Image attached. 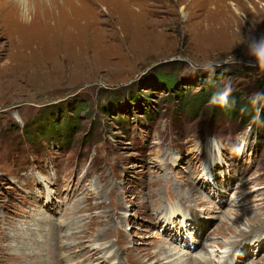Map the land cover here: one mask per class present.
<instances>
[{
    "label": "rangeland",
    "instance_id": "374dc122",
    "mask_svg": "<svg viewBox=\"0 0 264 264\" xmlns=\"http://www.w3.org/2000/svg\"><path fill=\"white\" fill-rule=\"evenodd\" d=\"M8 1L0 264H134L159 250L264 264V70L246 44L264 33V0H63L29 24ZM229 84L226 105L205 97Z\"/></svg>",
    "mask_w": 264,
    "mask_h": 264
},
{
    "label": "bare ground",
    "instance_id": "6f19581e",
    "mask_svg": "<svg viewBox=\"0 0 264 264\" xmlns=\"http://www.w3.org/2000/svg\"><path fill=\"white\" fill-rule=\"evenodd\" d=\"M39 3V5H38V7L36 8V6H35V3ZM30 3H34L33 5H34V8L32 9V5L30 6ZM60 3H64V1L63 0H22V2L20 3V6L18 7V0H9L6 4L8 5H10V6H12L13 8V10H15V12H17L16 13V15L20 18V20L23 22H25V23H27V24H29L31 21H29V17L32 15V11H33V16H36L37 14L36 13H41V12H44V14L42 13V18L46 21V15L48 14L47 12H53L54 10H56V9H59L58 8V5L60 4ZM14 5V6H13ZM8 9H9V7H8ZM32 9V10H31ZM62 9V8H61ZM110 9V8H109ZM49 19V18H48ZM31 20V19H30ZM29 22V23H28ZM51 22V21H50ZM34 23V22H33ZM39 25V24H38ZM33 40V39H32ZM9 63V62H8ZM8 63H6L5 65H9ZM16 64V63H15ZM4 65V66H5ZM3 66V67H4ZM173 221H174V219H173ZM169 222H171V221H169V220H166V223H169ZM169 227L171 228V224H169ZM183 228V227H182ZM177 233H178V231L177 232H174V231H172V233H171V235H172V238H174L176 241H181L182 239H183V234L182 235H180V236H178L177 235ZM182 243V242H181ZM95 248H98L97 246H95ZM94 248V249H95ZM99 248H101V249H105L106 248V246H104V247H100L99 246ZM23 249V248H22ZM48 249H50V248H48ZM100 250V249H99ZM161 250H159V251H157L156 253H152V254H150V253H146L145 254V256L144 257H146L145 258V260H140V259H138L137 261H136V263H134V264H143V262H150V263H148V264H162V262L163 261H165V263H166V260H168V259H171V258H173V260L172 261H170L169 263L170 264H188V261L186 262V260H182V259H184V257H183V255H186V254H182L181 256H179V253L178 252H175V253H172V254H170V256L171 257H166V255L169 253L168 251V253L167 252H164V251H162V252H160ZM92 251H90L89 253H91ZM112 252V251H111ZM30 253H32V255H34V251H32V250H30L29 252H27V251H25V252H16L15 253V259H17V260H20V259H22L23 257H24V255L25 254H30ZM167 253V254H166ZM159 254H160V256H162V258H160L159 257ZM28 256V255H27ZM169 256V255H168ZM26 257V256H25ZM88 257V256H87ZM91 258H98V256H96L95 255V257H93V256H90ZM13 259H14V257H13ZM53 260H54V258H51V257H49L45 262H47V264H53ZM100 260V259H99ZM92 261V260H91ZM210 261H211V259L210 258H208V259H206V258H201V259H198L197 260V263L198 264H211L210 263ZM100 262V261H99ZM17 264V263H16ZM18 264H20V263H18ZM116 264V263H115ZM190 264H194V261L192 260L191 262H190ZM233 264V263H232Z\"/></svg>",
    "mask_w": 264,
    "mask_h": 264
},
{
    "label": "clouds",
    "instance_id": "9594fccd",
    "mask_svg": "<svg viewBox=\"0 0 264 264\" xmlns=\"http://www.w3.org/2000/svg\"><path fill=\"white\" fill-rule=\"evenodd\" d=\"M22 0H18V7L20 6V3ZM246 44L248 51L250 55L252 56L253 60L250 61V63H254L255 66L259 67L261 70H264V33L259 34V36H256L254 32H250V35L246 39ZM224 63H228V61H224ZM213 64H216L217 67H219L218 62L214 61H208L205 64L202 65V69L205 72H211L214 71V68L212 67ZM232 91L231 85H227L225 87V90L223 93L217 95H214L211 99V103L213 104H219L220 106H224L228 102V96L230 95ZM264 97H261L259 93L256 94L255 100L262 99ZM254 119H258V117H254ZM241 147L233 151L235 154L240 155L244 152L245 147L247 145V139H243L240 141ZM217 264H222L221 261H217Z\"/></svg>",
    "mask_w": 264,
    "mask_h": 264
},
{
    "label": "trees",
    "instance_id": "16d2710c",
    "mask_svg": "<svg viewBox=\"0 0 264 264\" xmlns=\"http://www.w3.org/2000/svg\"><path fill=\"white\" fill-rule=\"evenodd\" d=\"M212 82V81H211ZM162 84V83H161ZM213 95H216V93L214 92L213 93V91H211V92H208V93H206L205 94V97L208 99L210 96H213ZM257 101H255V103H256ZM235 109H232L230 106H227V108H226V110L227 111H225L226 112V114H228V113H230V114H232L233 115V113L235 112H238V113H240V112H244V110L247 108L246 107V105L245 104H242V105H239V106H237V107H234ZM231 109V110H230ZM259 111V110H258ZM250 112H253V111H250ZM260 112V111H259ZM251 114V113H250ZM253 114V113H252ZM263 114H264V112H263ZM231 115V116H232ZM260 116V113H258V112H256V116ZM230 116V117H231ZM263 117V116H262ZM241 118V117H240Z\"/></svg>",
    "mask_w": 264,
    "mask_h": 264
}]
</instances>
